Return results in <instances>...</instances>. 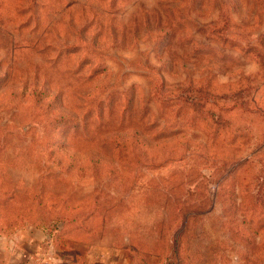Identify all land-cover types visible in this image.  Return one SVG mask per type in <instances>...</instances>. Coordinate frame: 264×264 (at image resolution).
<instances>
[{
	"label": "rangeland",
	"instance_id": "obj_1",
	"mask_svg": "<svg viewBox=\"0 0 264 264\" xmlns=\"http://www.w3.org/2000/svg\"><path fill=\"white\" fill-rule=\"evenodd\" d=\"M264 0H0V242L37 264H264Z\"/></svg>",
	"mask_w": 264,
	"mask_h": 264
},
{
	"label": "crops",
	"instance_id": "obj_2",
	"mask_svg": "<svg viewBox=\"0 0 264 264\" xmlns=\"http://www.w3.org/2000/svg\"><path fill=\"white\" fill-rule=\"evenodd\" d=\"M41 238L0 242V264H37L41 259L36 251Z\"/></svg>",
	"mask_w": 264,
	"mask_h": 264
},
{
	"label": "trees",
	"instance_id": "obj_3",
	"mask_svg": "<svg viewBox=\"0 0 264 264\" xmlns=\"http://www.w3.org/2000/svg\"><path fill=\"white\" fill-rule=\"evenodd\" d=\"M263 60H264V57H263Z\"/></svg>",
	"mask_w": 264,
	"mask_h": 264
}]
</instances>
